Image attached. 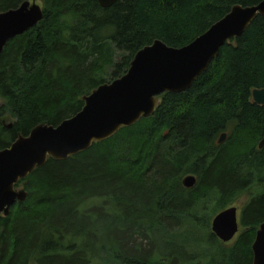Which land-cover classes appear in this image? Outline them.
<instances>
[{"label":"trees","instance_id":"1","mask_svg":"<svg viewBox=\"0 0 264 264\" xmlns=\"http://www.w3.org/2000/svg\"><path fill=\"white\" fill-rule=\"evenodd\" d=\"M24 1L0 0V12ZM42 1V20L0 54V149L77 114L109 68L111 81L121 77L154 40L181 48L234 6L262 0ZM263 88L258 16L189 89L162 94L152 116L20 180L26 200L0 216V264H252L264 221V104L252 91ZM251 189L234 241L222 243L212 218Z\"/></svg>","mask_w":264,"mask_h":264},{"label":"water","instance_id":"2","mask_svg":"<svg viewBox=\"0 0 264 264\" xmlns=\"http://www.w3.org/2000/svg\"><path fill=\"white\" fill-rule=\"evenodd\" d=\"M97 1L102 8H108L118 0ZM258 16H264V0L254 6H234L181 48L154 40L136 53L124 75L84 96V105L77 114L56 126L39 124L27 136L19 135L10 146L0 149V216H8L16 203L26 200L27 192L17 186L20 180L45 165L48 159L67 160L90 149L94 143L113 137L122 128L152 116L162 94L189 89L208 69L220 48L242 35ZM42 18L43 11L36 0H26L15 9L0 12V54L11 39L36 26ZM252 100L263 105L264 88L254 89ZM225 138L226 133H222L218 142ZM263 147L264 136L258 144L259 149ZM195 183L194 175L182 180L188 189ZM210 227L222 243L232 241L240 228L236 207L218 212ZM251 250L252 264H264V221L256 230Z\"/></svg>","mask_w":264,"mask_h":264},{"label":"rangeland","instance_id":"3","mask_svg":"<svg viewBox=\"0 0 264 264\" xmlns=\"http://www.w3.org/2000/svg\"><path fill=\"white\" fill-rule=\"evenodd\" d=\"M30 2H32V0H29ZM36 3L41 7L43 8V1L42 0H36ZM123 57V53L122 51H115L114 54H113V60L115 63H118L120 62V60L122 59ZM112 70L113 68H109L108 72L106 71L104 77L106 78L107 82H111V79H112ZM119 78V77H118ZM92 91H90L88 94H90ZM159 99H161V96L159 97ZM2 104V100L0 99V105ZM14 122V119L11 118V117H5L2 119V123L4 125H9V124H13ZM188 175H192V174H188ZM21 187V186H20ZM253 189L251 190H248L247 192H244L242 194V196L236 200L234 203L230 204L228 207L230 206H235L236 209H237V215H238V220H240V215H241V211H242V208L244 207V205L246 204V202L248 201L250 195L253 193ZM210 226H211V222H210ZM242 229V228H241ZM236 237V236H235ZM234 241V239L228 243H225V244H231L232 242ZM30 264H35V263H30Z\"/></svg>","mask_w":264,"mask_h":264},{"label":"bare ground","instance_id":"4","mask_svg":"<svg viewBox=\"0 0 264 264\" xmlns=\"http://www.w3.org/2000/svg\"><path fill=\"white\" fill-rule=\"evenodd\" d=\"M186 176H188V175H185V176L182 178V180H183ZM182 185H183V184H182Z\"/></svg>","mask_w":264,"mask_h":264}]
</instances>
